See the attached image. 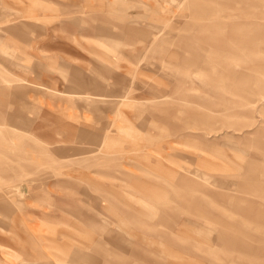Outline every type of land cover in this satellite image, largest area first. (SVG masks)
I'll return each instance as SVG.
<instances>
[{"label": "rangeland", "instance_id": "rangeland-1", "mask_svg": "<svg viewBox=\"0 0 264 264\" xmlns=\"http://www.w3.org/2000/svg\"><path fill=\"white\" fill-rule=\"evenodd\" d=\"M0 264H264V0H0Z\"/></svg>", "mask_w": 264, "mask_h": 264}]
</instances>
